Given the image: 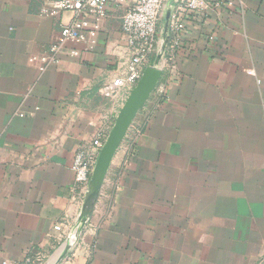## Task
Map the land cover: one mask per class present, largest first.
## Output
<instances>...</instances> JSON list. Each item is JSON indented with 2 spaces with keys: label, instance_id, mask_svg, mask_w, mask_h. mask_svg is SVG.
Here are the masks:
<instances>
[{
  "label": "crops",
  "instance_id": "0c3cea01",
  "mask_svg": "<svg viewBox=\"0 0 264 264\" xmlns=\"http://www.w3.org/2000/svg\"><path fill=\"white\" fill-rule=\"evenodd\" d=\"M41 7L0 0V264H264V0L209 4L171 36L164 14L148 64L161 77L74 247L76 233L63 246L82 201L73 161L115 127L138 82L109 87L134 49L111 9L42 70L31 58L73 13Z\"/></svg>",
  "mask_w": 264,
  "mask_h": 264
},
{
  "label": "built area",
  "instance_id": "2783aa9c",
  "mask_svg": "<svg viewBox=\"0 0 264 264\" xmlns=\"http://www.w3.org/2000/svg\"><path fill=\"white\" fill-rule=\"evenodd\" d=\"M41 13L58 17L63 12H72L73 18L61 24L60 41L50 48V53L31 60L41 62L40 68L57 61L65 43H87L89 34L99 29L109 17L111 9L121 8L122 32L128 36L134 55L127 65V74L114 80L109 89H118L126 84H136L142 76L141 66L148 65L157 49V34L164 14L170 12L168 35L184 32L194 17L209 5L220 6L223 0H41ZM232 5V3H228ZM72 55H78L72 51ZM103 134L99 133L92 144L81 147L74 158V188H88L100 149L104 145ZM1 147V146H0ZM30 259L14 261L8 258L1 264H29Z\"/></svg>",
  "mask_w": 264,
  "mask_h": 264
},
{
  "label": "water",
  "instance_id": "95a60500",
  "mask_svg": "<svg viewBox=\"0 0 264 264\" xmlns=\"http://www.w3.org/2000/svg\"><path fill=\"white\" fill-rule=\"evenodd\" d=\"M169 14L170 12L167 15V19L169 17ZM167 40L168 39L166 38L165 43L167 42ZM164 50H165V47H163V51ZM161 73L162 71L158 67L157 64L148 65L146 67L136 87H134L133 90L131 91V94L125 106L122 108L121 113L119 117L117 118L115 127L110 133L106 143L103 145L102 149L100 150V153L97 158V162L94 167V171L92 173V176H91V179L88 185L89 190L86 193V198H85L84 205H83V211H84V209H86V206L89 204L87 207L89 211V215L96 203V200H98L100 190L104 182L106 173L108 171L111 159L122 137L127 131L130 123L132 122L138 110L143 106L146 99L149 97L151 92L155 89V86L159 78L161 77ZM92 189L94 190V195L88 199V194ZM82 214L83 212L80 215L77 228L75 229L76 234L74 237V241L76 239V236L79 234V232L81 231V229L83 228V226L89 219L88 217V219L85 222H83V220H81ZM66 249L64 250V253L67 252L68 249L67 250Z\"/></svg>",
  "mask_w": 264,
  "mask_h": 264
},
{
  "label": "rangeland",
  "instance_id": "374dc122",
  "mask_svg": "<svg viewBox=\"0 0 264 264\" xmlns=\"http://www.w3.org/2000/svg\"><path fill=\"white\" fill-rule=\"evenodd\" d=\"M89 190V188H87L86 190L84 191H81V197H82V201H81V205H80V209H79V213H78V216L76 217V219L73 221L72 225H71V228L70 230L67 232L66 236H65V239H64V245L65 246L69 240H70V237H71V234H74L75 233V229L77 228V225H78V221H79V218H80V215L81 213L83 212V205H84V201H85V198H86V193L87 191ZM94 195V190L92 189L90 192H89V198L92 197ZM88 198V199H89ZM90 203V202H89ZM96 203H97V200H96ZM95 203V205H96ZM89 205V204H88ZM94 205V207H95ZM93 207V209H94ZM93 209L89 215V219L88 221L85 223V225L83 226V228L81 229V231L79 232V234L76 236V239L73 243V246L71 247H74L76 245V243L78 242V240L80 239V237L82 236L83 234V231L85 229V227L87 226L88 222L90 221L91 217H92V213H93Z\"/></svg>",
  "mask_w": 264,
  "mask_h": 264
},
{
  "label": "bare ground",
  "instance_id": "6f19581e",
  "mask_svg": "<svg viewBox=\"0 0 264 264\" xmlns=\"http://www.w3.org/2000/svg\"><path fill=\"white\" fill-rule=\"evenodd\" d=\"M67 250V249H66Z\"/></svg>",
  "mask_w": 264,
  "mask_h": 264
}]
</instances>
